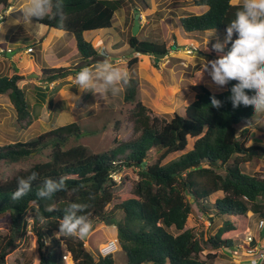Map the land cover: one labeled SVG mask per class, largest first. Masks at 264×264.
<instances>
[{
  "label": "trees",
  "instance_id": "trees-1",
  "mask_svg": "<svg viewBox=\"0 0 264 264\" xmlns=\"http://www.w3.org/2000/svg\"><path fill=\"white\" fill-rule=\"evenodd\" d=\"M128 1L63 0L66 19L62 26L59 18L36 22L73 34L78 58L90 63L99 52L84 32L113 27L116 12ZM241 3L191 0V5L205 10L178 17L177 24L188 35L210 31L225 37L227 24L234 19ZM131 4L134 8L140 4L143 10L151 8L147 0ZM0 5L9 7V0H0ZM153 33L157 31L140 37L133 35L131 28L126 41L130 50L157 60L167 56L170 42ZM1 44L8 48L5 43ZM229 48L230 45L226 46L221 55ZM140 61L141 57L136 55L128 60L131 80L123 89V101L131 106L128 119L133 124V133L129 139L119 141L115 137L116 145L102 152L78 142L82 132L99 131L94 118L100 116H92L94 123L86 124L80 119L90 118L88 111L27 141L0 144V166L29 164L14 175L0 179V219L10 217L8 230L0 232V264H7L8 256L18 249L28 232L36 236L39 244L38 264H66L65 250L71 253L75 264H116L114 255L95 254L83 239L58 233L64 210L71 203L87 204L81 214L87 215L91 223L116 226L126 264H219L216 263L219 249L232 250L234 238L250 227L248 213L252 212L258 221L264 218V177L242 168L244 163L257 157L251 155L252 150H259L264 156V145L250 144L253 132L247 125L240 128L253 118L252 107L241 105L234 109L227 99L237 81H230L219 92L199 83L195 99L184 112L160 119L152 116L139 98L141 78L137 67ZM76 72L70 66L45 68L40 81L52 82ZM23 80L25 76L18 71L11 76L0 73V95L8 96L17 124L25 129L40 116L43 103L37 99V92L43 100L46 94L35 83L20 85ZM90 94L84 92L80 101H85ZM213 95L223 102L221 108L211 106ZM119 124L117 121L116 125ZM240 132L243 138L239 137ZM152 152L154 159L149 163ZM176 153L181 154L167 160ZM124 168L135 169L138 178L128 194L117 196L124 182H117L114 174ZM32 172L38 173V178L32 182L31 190L21 199L12 200L17 178ZM61 177L65 179V191L57 192L51 200L37 197L36 192L45 179L59 181ZM219 191L223 196L212 202L211 196ZM49 205H55V210L45 211ZM194 207L208 213L212 221L223 215L227 218L214 232L209 228L186 229ZM41 215L46 217L45 223H41Z\"/></svg>",
  "mask_w": 264,
  "mask_h": 264
},
{
  "label": "rangeland",
  "instance_id": "rangeland-1",
  "mask_svg": "<svg viewBox=\"0 0 264 264\" xmlns=\"http://www.w3.org/2000/svg\"><path fill=\"white\" fill-rule=\"evenodd\" d=\"M132 1L137 2V0H129L126 2L125 7L117 11L114 25L111 27L112 29L110 28L106 31L105 29H98L97 34L93 33L91 35H86L88 41L100 51H98L99 56L92 61L93 63H97L104 59L106 57H104V55L106 54L109 55L108 58L115 55L117 57L111 59L114 65L130 73L127 66L128 60L135 55L140 56L141 61L137 67V73L141 78L139 98L149 108L151 115L158 116L160 119H169L170 116H173L174 112H184L185 107L195 99L196 86L199 83H202L215 92L223 91L226 88V86L221 88L213 84L211 77L208 75V72L204 70L201 63V58L208 61L216 59L221 55V53L212 50V45H210L211 36L214 43L217 39L223 41L224 37L215 32H211V35L207 33L205 38L203 35L205 32H197L196 36L188 35V33L184 32L181 26L177 24L178 17L185 14L199 13L204 11L205 8L191 5V0H147L151 8L143 10L142 7H139L140 4H137L138 7L134 8L131 4ZM234 1L241 2L242 0ZM9 3V7L0 5V44L5 43L14 52L10 53V51L7 50L8 48L5 49L1 46L2 44L0 45V48H2V50L0 49V73L11 76L18 71L20 74L26 76V79L23 80L20 85H24L29 81L31 83H37L41 77H35L34 75L29 76L28 74L33 72V67L31 68V66L26 65V62L31 56L39 58L41 63L44 61H54L56 58L58 60L64 59H59L58 56H46L44 53L45 43L40 41L46 39L51 40L53 39L52 37L60 35L61 32L38 22L24 21L20 14V9L23 6L24 0H9ZM141 11H143V13ZM137 14L141 15L140 21L143 25L138 35L140 37H148L151 35V32L156 30L157 33L153 34H159L161 35L160 37L170 42L171 50L167 56L157 60L154 57L130 50L126 41L131 28H133L135 16ZM15 20H17L18 24L12 23ZM14 34L16 35L14 36ZM72 35L68 34L67 37H73L74 35ZM174 36H177V38L174 39ZM101 37L111 44L117 42L119 45L117 46H121L120 49L122 52L119 49L114 51L116 54H112V52H108V49L104 50L101 48ZM97 38H99V42ZM208 39L210 40L208 41ZM189 43H194L198 49L189 52ZM30 44L36 46L35 49L37 53L30 55L26 53V49ZM101 53H103V55H101ZM75 54H77V50L74 40L69 46V51L67 53V56L71 59L70 64ZM74 64L71 67L72 69L85 66L84 62H80L77 65ZM68 83L69 81L66 84ZM41 87L40 91L45 92L47 99L49 90L46 89L47 86H45L44 83L41 84ZM83 93L84 92L77 88L76 85L71 93L67 94L72 98L73 101H71V103L74 108L73 111L70 110L66 118L64 117L54 123V119L52 120L53 115L48 114L50 110L47 105V109L44 108L43 110V115L25 129L19 127L17 124L16 112L8 96L0 95V144L12 143L19 140L27 141L50 130L52 126L68 123L75 120V115L88 111H90L91 117H80V119L86 124L91 122L94 123L95 121L91 120L92 116H100L99 119H96L97 117L94 118L99 131L95 134L90 131H84L80 138L77 139L78 142L89 146L94 151L102 152L116 145L113 141L115 137H117L119 141L130 138L133 133V124L128 119L131 106L124 103L123 91L117 97H111L109 95L104 99H100L97 95L90 92V99L80 101V96ZM65 94L64 91L61 92L59 93V97H68L67 95L65 96ZM29 98L31 99V96ZM117 121L120 122L119 125H116ZM246 122L247 121L241 124L240 128L247 125ZM247 126L253 132L250 144L260 143L264 145V119L260 120L259 124L253 123ZM239 137H244V135L242 136V132L239 133ZM191 146L190 144L188 149H190ZM180 154L181 153L173 154L169 156L167 160L177 157ZM151 156L153 158L148 161L149 163L153 162V152ZM28 166L29 164L26 163H18L11 166L1 165L0 179L6 176H12L19 170L27 168ZM242 168L247 173H254L264 177L263 153L254 157L252 161L244 163ZM137 178V171L133 168H124L122 171L114 174V179L117 182H121L122 180L124 182L123 189L117 191V196L128 194ZM221 196H223L222 192L215 193L211 196L210 200L214 202L217 197ZM120 215L121 213L119 212L118 218ZM248 215L251 216L253 214L249 212ZM27 218H31L30 212L27 213ZM226 218L227 216L223 215V217H215L214 221H212L208 213H201L197 207H194L185 228H193L195 231L209 228L210 231L214 232ZM9 222V216L0 219V232H6L8 230ZM91 225L92 228L84 241L88 249L95 254H99L98 248L102 246L104 242L106 243L110 239L117 237V228L115 225L109 224L91 223ZM257 225L258 218L256 216L251 217L250 230L255 234L258 232L264 234V228L258 231ZM238 242H240V240H238ZM38 248L39 244L36 236L28 232V234L22 237L18 249L8 256L7 264H38L40 258ZM239 253H241V251H239ZM114 259L116 264H126V256L121 251V248L114 253ZM240 261L238 255H233L231 250L227 248L219 249L216 263L240 264ZM67 264H72V262L67 261ZM242 264L251 263L245 260Z\"/></svg>",
  "mask_w": 264,
  "mask_h": 264
},
{
  "label": "clouds",
  "instance_id": "clouds-1",
  "mask_svg": "<svg viewBox=\"0 0 264 264\" xmlns=\"http://www.w3.org/2000/svg\"><path fill=\"white\" fill-rule=\"evenodd\" d=\"M20 14L26 22L59 18L61 26L66 19L63 0H24ZM12 23L18 24L17 20ZM228 45L230 48L225 55L208 61L201 58V63L216 86L223 88L230 81H237L230 88V95L227 99L234 109L241 105L251 106L253 118L248 121L247 125L259 124L260 120L264 119V0H242L234 14V19L227 24L223 41L217 39L212 44V50L222 53ZM33 48V52L29 53L27 49L26 52L36 53L35 46ZM12 52L14 51L11 49L10 53ZM130 80V73L115 66L114 62L107 57L98 61L94 66L80 68L75 75L77 88L83 92H91L100 99L109 95L111 97L119 96L123 89L130 84ZM249 92L251 95L248 94ZM210 99L212 107L219 109L223 106V102L218 100L215 95ZM37 178L38 173L36 172H32L27 177H18L17 188L12 193L11 199L19 200L25 196L31 190L32 182ZM66 187L63 177L59 181L45 179L36 195L40 200H51L57 192L65 191ZM87 207V204L71 203L64 210L58 233L67 237L81 239L86 237L92 225L88 216L81 213H84ZM54 210L55 205L45 208L47 212ZM39 219L41 223L46 222V217L43 215ZM260 226L264 227V221ZM261 262H264V255L252 259L251 264H261Z\"/></svg>",
  "mask_w": 264,
  "mask_h": 264
},
{
  "label": "crops",
  "instance_id": "crops-1",
  "mask_svg": "<svg viewBox=\"0 0 264 264\" xmlns=\"http://www.w3.org/2000/svg\"><path fill=\"white\" fill-rule=\"evenodd\" d=\"M142 13H143V11H141ZM117 13V12H116ZM138 13H139V11H138ZM140 17H141V15L139 14V19H140ZM167 17V16H166ZM141 20V19H140ZM142 24H141V21H140V29H142ZM102 29H105V31L106 30H109L110 28H102ZM112 29V28H111ZM56 30V29H55ZM61 33H60V35H58V36H56V37H52L53 39H51V40H49V39H46V40H40V41H42V43H45V46H44V53L46 54V56H58L59 57V59L60 58H64V59H60V60H58L57 58L54 60V61H44V62H40L39 61V58H37V57H35V56H31L30 57V59H28L27 60V62H26V65H28V66H31V68L33 67V72H36L37 74H39V76L41 77V72H42V70L43 69H45V68H51V67H59V66H70V67H72L73 66V64L74 65H77L78 63H80V62H84V64H85V66H89V67H91V66H94L96 63L94 62H90V63H88V62H85V61H82V60H78L79 58H78V54H75L74 56H73V60H72V63L70 64V62H71V59L67 56V53H68V51H69V46L71 45V43L74 41V36L73 37H67L68 36V34H70V33H67V32H62V31H60ZM97 32H98V30H90V31H86V32H84V36H85V38H86V35H91V34H93V33H96L97 34ZM212 34L210 31H208V32H205L203 35H204V38L207 36L206 34ZM108 37H109V35H108ZM87 39V38H86ZM88 40V39H87ZM97 40H98V42H99V38H97ZM100 40L102 41L101 43H102V46H100L101 48H103L104 50H107L108 49V52L109 53H111L112 52V54H116V53H114V51H117V50H119L120 48H121V46L120 47H118L119 45H118V43L117 42H115L114 44H111V43H108V42H106V40H104V39H102V37L100 38ZM183 40V39H182ZM210 40V39H209ZM214 43V41H213V39H212V36H211V40H210V45H212ZM109 44V45H108ZM118 45V46H117ZM34 46V45H33ZM123 47V46H122ZM207 47V46H206ZM35 48H36V46H35ZM98 51H99V49L97 48V47H95ZM1 50H2V48H0ZM8 49H11L10 47H8ZM36 50V49H35ZM77 50V49H76ZM120 51H121V49H120ZM100 52V51H99ZM122 52V51H121ZM27 53V52H26ZM36 53H37V50H36ZM28 55H30L29 53H27ZM33 54V53H32ZM109 57V55L108 54H106V55H104V57ZM117 56H111V58L110 59H115ZM26 59V58H25ZM25 64V63H24ZM82 67H84V66H81V67H79V68H76V70H77V72L80 70V68H82ZM20 69H22V68H20ZM32 72V73H33ZM76 72V73H77ZM32 73H30V74H28L29 76H32L33 74ZM76 73L74 74V73H72L71 75H69V76H67V77H65V78H59V79H57V80H55V81H52V82H42V81H40V78H39V81L37 82V83H35L36 85H38V86H41V84L42 83H44L45 84V86H47L46 87V89L47 90H49V93H48V96H47V99H41V98H39V94H38V92H37V99H39L40 101L39 102H41V103H43L42 104V107H41V112H40V116H39V118L43 115V110H44V108H46L47 109V105L49 106V112H48V114L49 115H53V117H52V120L54 119V123L57 121V120H61V119H63L64 117L66 118V116L70 113V110L71 111H73V106H72V103H71V101H73L72 100V98H70L67 94L68 93H71V91L74 89V87H76V84H75V78H74V76L76 75ZM28 77V76H27ZM70 77V78H69ZM25 79H26V76H25ZM69 81V83L68 84H66L67 82ZM30 82V81H29ZM26 83H28V82H26ZM25 83V84H26ZM31 83V82H30ZM33 83V82H32ZM64 87H65V89H64ZM29 90L31 91V88H29ZM65 92L66 94H65V96L67 95L68 97H65L64 98V96H60L59 97V93H61V92ZM90 96H91V94H90ZM88 97L87 99H90L91 97ZM86 99V100H87ZM47 100V101H46ZM36 101V100H35ZM84 113H86V112H83V113H81V114H84ZM65 114V115H64ZM71 114H72V112H71ZM81 114H77V115H81ZM56 117V118H55ZM59 117H60V119H59ZM38 118V119H39ZM37 120V119H36ZM35 120V121H36ZM34 121V122H35ZM72 121H74V120H72ZM72 121H70V122H72ZM70 122H68V123H70ZM66 124V123H65ZM64 125V124H63ZM58 125H56V126H52L51 128H55V127H57ZM60 126V125H59ZM50 128V129H51ZM220 192H222V191H219V192H217V193H220ZM223 193V192H222ZM251 223V222H250Z\"/></svg>",
  "mask_w": 264,
  "mask_h": 264
},
{
  "label": "built area",
  "instance_id": "built-area-1",
  "mask_svg": "<svg viewBox=\"0 0 264 264\" xmlns=\"http://www.w3.org/2000/svg\"><path fill=\"white\" fill-rule=\"evenodd\" d=\"M189 52L192 50H197L198 47L194 45V43H189ZM8 51H11V49H8ZM34 51L33 46H29L27 48V52L31 53ZM253 214V213H252ZM250 217H253L251 215ZM264 221V218L260 219L258 221L257 230H261L264 227H261V222ZM236 245L231 250V252L234 254H237L240 261V264H242L243 261H249L251 263L252 259L257 258L261 255H264V235H261L259 232L255 234L250 228L247 229L246 232L242 235H238L234 238ZM240 240V242H238ZM120 249L119 239L118 237L110 239L108 242H104L102 246L99 247V254L101 256H108L112 255L115 252H117ZM241 251V253H239ZM64 260L71 261L72 264L74 263V260L72 258V255L70 252L66 251L63 255ZM261 264H264V262H261Z\"/></svg>",
  "mask_w": 264,
  "mask_h": 264
},
{
  "label": "water",
  "instance_id": "water-1",
  "mask_svg": "<svg viewBox=\"0 0 264 264\" xmlns=\"http://www.w3.org/2000/svg\"><path fill=\"white\" fill-rule=\"evenodd\" d=\"M139 30H140V19H139V14H137L135 16V20H134V24H133V28H132L133 35H137ZM33 75L35 77L39 76V74H37V73H33ZM260 154H261V152L259 150H252L251 151V155H260ZM82 239L85 240L86 237H84Z\"/></svg>",
  "mask_w": 264,
  "mask_h": 264
}]
</instances>
